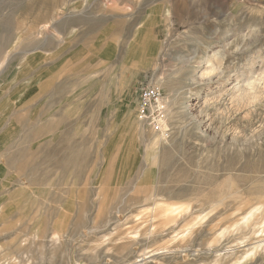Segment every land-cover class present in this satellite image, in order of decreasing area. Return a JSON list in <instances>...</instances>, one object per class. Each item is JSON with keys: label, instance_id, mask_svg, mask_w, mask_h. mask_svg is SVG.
Instances as JSON below:
<instances>
[{"label": "rangeland", "instance_id": "374dc122", "mask_svg": "<svg viewBox=\"0 0 264 264\" xmlns=\"http://www.w3.org/2000/svg\"><path fill=\"white\" fill-rule=\"evenodd\" d=\"M0 264H264V0H0Z\"/></svg>", "mask_w": 264, "mask_h": 264}, {"label": "built area", "instance_id": "2783aa9c", "mask_svg": "<svg viewBox=\"0 0 264 264\" xmlns=\"http://www.w3.org/2000/svg\"><path fill=\"white\" fill-rule=\"evenodd\" d=\"M165 110L163 95L158 87L149 86L142 89L139 97V113L142 120L159 128L164 121L162 119L165 116Z\"/></svg>", "mask_w": 264, "mask_h": 264}, {"label": "bare ground", "instance_id": "6f19581e", "mask_svg": "<svg viewBox=\"0 0 264 264\" xmlns=\"http://www.w3.org/2000/svg\"><path fill=\"white\" fill-rule=\"evenodd\" d=\"M208 68H209L208 71L205 72L201 76L202 79L208 78V80H213L212 75H215V74H217L220 77L222 76L221 75V73H222V70L221 69H217L213 65L209 66ZM218 68H219V66H218ZM251 77L252 76H250V78ZM256 82H257V80H252V81L251 80H248L247 83H246V85H245V83L243 85V83L241 82V78L238 79V83L234 85V87L232 88V92H231V94H232V101L235 102V105L237 103L238 104H242V103L244 104L249 99H250V101H251V99L252 100H257L256 97H259V96H257V93L259 92V90L256 89L258 87V86L256 87V85H257ZM259 89H260V87H259ZM229 91H231V90H229ZM250 101L249 102L247 101L249 103L248 105H250V103L252 102V101L251 102ZM166 209L168 210V208H166ZM168 211L165 210L166 213Z\"/></svg>", "mask_w": 264, "mask_h": 264}]
</instances>
